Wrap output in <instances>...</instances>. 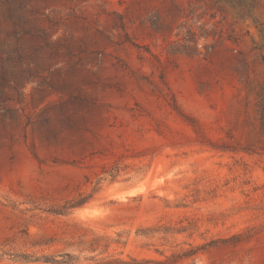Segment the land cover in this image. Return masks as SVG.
Wrapping results in <instances>:
<instances>
[{
	"label": "rangeland",
	"instance_id": "rangeland-1",
	"mask_svg": "<svg viewBox=\"0 0 264 264\" xmlns=\"http://www.w3.org/2000/svg\"><path fill=\"white\" fill-rule=\"evenodd\" d=\"M262 94L264 0H0V264H264Z\"/></svg>",
	"mask_w": 264,
	"mask_h": 264
},
{
	"label": "trees",
	"instance_id": "trees-1",
	"mask_svg": "<svg viewBox=\"0 0 264 264\" xmlns=\"http://www.w3.org/2000/svg\"><path fill=\"white\" fill-rule=\"evenodd\" d=\"M261 118H262V121L264 122V94L261 95ZM74 205H79V203H74ZM71 207H75V206H71Z\"/></svg>",
	"mask_w": 264,
	"mask_h": 264
}]
</instances>
